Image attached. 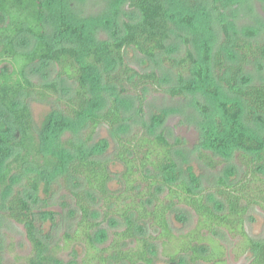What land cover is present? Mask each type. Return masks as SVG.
Listing matches in <instances>:
<instances>
[{"label": "trees", "instance_id": "trees-1", "mask_svg": "<svg viewBox=\"0 0 264 264\" xmlns=\"http://www.w3.org/2000/svg\"><path fill=\"white\" fill-rule=\"evenodd\" d=\"M222 1L231 2L176 0L175 3L187 15L195 10L201 19H208L212 12L209 8L218 11ZM128 3L138 11L139 18L124 21L120 37L92 43L84 35L72 43L55 45L48 39L44 0H0V105L19 131L13 139L7 134V126L0 122V189L6 194V217L23 224L31 242L32 250L25 264H60V250L71 251L70 264H153L155 240L162 242L163 253L173 264H196L199 260L225 264V247L214 235L219 230L241 238L235 248L238 254L250 252L249 264H264V238L253 240L246 229L250 210L254 207L264 210V132L257 134L250 126L255 120L264 122V79L250 83L246 75L250 62L264 67V42L233 35L228 25L222 23L225 38L212 54L208 74L191 47L192 38H184L186 49L182 55L165 54L173 30L170 0H128ZM27 38L35 43L24 50L21 45ZM128 49L150 58L163 55V63L176 70L182 86L166 89L156 70L142 72L132 67L127 61ZM49 62L57 65L58 79L34 82L29 77V68ZM106 63L112 65L105 75L112 93L107 107L97 111L91 107L89 74ZM59 80L75 83L72 94L62 93ZM191 82L208 91L214 84L217 91L220 88L223 93L232 94L231 97L224 94L218 104L220 113L215 128L206 130L210 148L199 150L200 159L212 169L235 156L238 159L241 169L238 177L217 180L214 191L219 207L208 201L203 189L196 190L179 178L174 152L181 141L172 142L164 131L150 133L145 122L130 135H116L112 160L92 157L86 151L98 127L107 125L114 130L123 123L121 97L133 95L143 116L149 89L178 97ZM31 95L40 100L51 99L58 105L41 130L24 99ZM72 124L84 125L82 141L63 138V131ZM8 146L16 147L17 152L4 161ZM66 151L73 155H67ZM113 160L122 164L123 169L114 173ZM29 169L36 173L26 176L24 185L33 193L40 190V171L44 170L58 171L65 182L84 186L71 190L78 217L74 227L54 245L39 236L35 209L23 191L9 190L17 176ZM115 175L117 189L112 187ZM91 195L96 197L97 207L92 204ZM179 205L191 208L198 217L196 226L182 235H176L169 223L170 212ZM95 214L103 222L121 221L125 225L123 230L113 232L107 245L100 243V238L107 240L109 236L103 230L104 233H99ZM149 227L159 234L149 235Z\"/></svg>", "mask_w": 264, "mask_h": 264}, {"label": "rangeland", "instance_id": "rangeland-1", "mask_svg": "<svg viewBox=\"0 0 264 264\" xmlns=\"http://www.w3.org/2000/svg\"><path fill=\"white\" fill-rule=\"evenodd\" d=\"M47 6L46 25L48 39L55 45L72 43L73 41L88 36L90 42H102L115 39L123 33V22L136 21L139 18L138 11L131 8L128 0H44ZM176 1V0H175ZM174 0H170L173 20V30L167 41L166 55L180 56L186 49L185 37L192 38L193 48L200 63L206 68L208 74L212 68V54L218 48L225 36L222 23H226L233 35L240 36L252 42H264V0H231L226 4L222 1L218 11L212 10L210 18L201 19V16L193 10L187 13L181 12ZM35 40L26 39L21 45L22 49H30ZM229 50V49H228ZM230 56V52H227ZM145 57L135 49L127 50L128 63L142 72L156 70L160 75L163 87L166 89L182 86L176 74V70L163 63L161 57ZM112 65L104 64L90 70V85L92 88L93 110H103L109 103L112 91L107 87L105 75ZM58 67L55 63H36L28 70L29 77L38 83L49 82L58 79ZM247 76L250 83L260 82L264 79V67L256 62L247 65ZM62 93L72 94L75 83L68 80H59ZM189 84V83H188ZM181 96L149 89L146 92L145 110L143 116L138 110V102L133 95L120 98L124 121L116 129L107 125L98 127L93 139L86 145V151L95 158L112 160L116 149V135H130L141 128L143 122L147 124L150 133L155 134L164 131L172 142L180 140L175 148V158L178 163L179 178L186 180L196 190L203 189L208 201L219 207V198L214 188L219 177L229 180L236 179L241 172L238 167V159L224 161L215 169L206 165L199 157V150L210 148L206 139V130L215 128V119L219 112L221 99L231 97L232 94L221 89L217 91L215 85H211L209 91L196 83H190ZM217 91V93H216ZM24 98V97H23ZM29 103L38 130L44 127L49 114L54 112L58 105L53 100H40L35 95L25 97ZM0 122L7 126V134L16 139L19 135L18 128L11 122L9 114L0 105ZM251 128L257 134L264 132V122L255 120L250 122ZM84 125L72 124L63 131V138H74L80 142L84 136ZM17 152L14 146L6 148L4 161ZM73 155L71 151L65 152ZM114 173L123 169L122 164L113 160L111 164ZM42 183L40 190L33 193L26 185L25 178L36 173L33 169L26 174L18 175L16 181L9 190L21 189L26 198L31 202L36 212V225L39 236L49 245L61 241L63 234L74 227L78 217L75 201L71 190L84 189L83 185L74 182H65L58 171H40ZM113 189L119 188L117 176H114ZM10 192V191H9ZM6 194L0 189V264H25L30 255L32 245L27 237V231L23 224L6 217ZM92 204H99L95 196L90 197ZM99 222L100 231H105L109 236L107 240L100 238L102 245L109 244L112 234L116 230H123L125 225L121 221H102L101 216L95 214ZM197 214L185 205L175 207L169 214L171 230L176 235L190 232L197 224ZM246 229L253 240L264 238V210L254 207L250 210L246 222ZM103 230V231H102ZM104 233V232H103ZM148 234L157 236L158 230L149 227ZM207 234V233H205ZM215 237L225 247V264H249L250 252L239 253L236 246L240 237H233L223 230L217 231ZM102 241V242H101ZM153 264H173L169 257L163 253L160 240L154 241ZM60 264H70L71 251H58ZM184 262V258L180 259ZM188 260V259H187ZM179 261V259H178ZM126 264V263H122ZM196 264H211L199 260ZM222 264V263H220Z\"/></svg>", "mask_w": 264, "mask_h": 264}]
</instances>
